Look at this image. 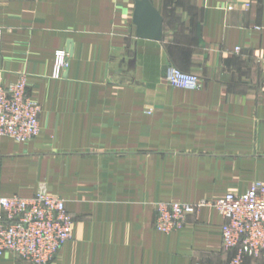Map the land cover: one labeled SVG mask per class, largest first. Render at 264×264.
I'll list each match as a JSON object with an SVG mask.
<instances>
[{
    "label": "crops",
    "instance_id": "crops-1",
    "mask_svg": "<svg viewBox=\"0 0 264 264\" xmlns=\"http://www.w3.org/2000/svg\"><path fill=\"white\" fill-rule=\"evenodd\" d=\"M148 1L157 40L138 34L137 0H0V83L25 76L41 105L38 136L0 135V196L45 183L64 199L72 236L50 264L228 262L214 206L165 233L156 204L264 182V0ZM168 65L201 85L168 84Z\"/></svg>",
    "mask_w": 264,
    "mask_h": 264
},
{
    "label": "built area",
    "instance_id": "built-area-1",
    "mask_svg": "<svg viewBox=\"0 0 264 264\" xmlns=\"http://www.w3.org/2000/svg\"><path fill=\"white\" fill-rule=\"evenodd\" d=\"M57 71L69 65V53L57 52ZM168 84L184 89L198 88L202 80L168 65ZM41 105L28 91L22 76L8 86L0 83V135L28 142L40 132ZM202 205L214 206L223 216V246L234 250L222 264H256L264 261V182H256L242 193L229 192L222 197L189 204L161 201L156 204L158 230L170 233L184 226L188 216ZM74 220L63 198L39 184L32 197L0 196V255L9 254L30 264H50L61 247L71 238ZM194 264H206L196 261Z\"/></svg>",
    "mask_w": 264,
    "mask_h": 264
},
{
    "label": "water",
    "instance_id": "water-1",
    "mask_svg": "<svg viewBox=\"0 0 264 264\" xmlns=\"http://www.w3.org/2000/svg\"><path fill=\"white\" fill-rule=\"evenodd\" d=\"M135 22L141 37L156 40L161 37L162 18L148 0H137Z\"/></svg>",
    "mask_w": 264,
    "mask_h": 264
}]
</instances>
